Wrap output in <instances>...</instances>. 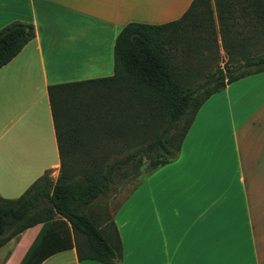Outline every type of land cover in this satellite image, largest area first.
I'll use <instances>...</instances> for the list:
<instances>
[{
    "label": "crops",
    "instance_id": "1",
    "mask_svg": "<svg viewBox=\"0 0 264 264\" xmlns=\"http://www.w3.org/2000/svg\"><path fill=\"white\" fill-rule=\"evenodd\" d=\"M191 1L0 0V29L13 22L34 29L0 68V198H18L47 171L58 175L47 87L112 75L113 44L123 26L175 21ZM57 39L73 44L65 55L70 65L82 64L76 79L47 75ZM258 75L233 83L245 87ZM231 84L221 90L220 106L205 101L174 162L159 168L157 199L142 202L141 219H114L122 246L117 264H264V87L239 90L233 105ZM39 230L31 227L2 246L8 248L0 264H19ZM40 264L101 263L79 260L69 249Z\"/></svg>",
    "mask_w": 264,
    "mask_h": 264
},
{
    "label": "trees",
    "instance_id": "2",
    "mask_svg": "<svg viewBox=\"0 0 264 264\" xmlns=\"http://www.w3.org/2000/svg\"><path fill=\"white\" fill-rule=\"evenodd\" d=\"M33 36L20 22L0 29V68ZM112 54V75L47 87L58 175L0 198V248L40 225L19 264L69 249L79 260L120 262L118 229L97 206L142 168L175 159L213 94L264 72V0H192L175 21L123 26Z\"/></svg>",
    "mask_w": 264,
    "mask_h": 264
},
{
    "label": "rangeland",
    "instance_id": "3",
    "mask_svg": "<svg viewBox=\"0 0 264 264\" xmlns=\"http://www.w3.org/2000/svg\"><path fill=\"white\" fill-rule=\"evenodd\" d=\"M39 31L41 34V37L43 39V51L47 50V45H46V39L44 31L42 30V25L39 23ZM56 50L52 52V54H48L46 58L47 62V75L49 78H51V75L60 77L61 79L64 80H69V79H76V78H71L73 77H78L80 76L78 72L81 71L82 69V64H79V62H74V65L72 66L67 62V58L65 53L69 51V45H73L67 41H63L61 39L56 40ZM46 49V50H45ZM220 52V57L219 61L220 63L225 60L224 58V53L221 51L219 48ZM61 56V57H60ZM202 74H205V72H202ZM261 75L256 76L254 83L247 81V84L245 87H241L243 83H233L231 84V89H230V96H231V102L233 105H236L237 102V94L238 91L240 90V93H247L254 91V88H259L260 86L264 87V72L260 73ZM93 75H99V74H93ZM204 77L203 75L196 77L198 80ZM261 77V78H260ZM73 82V81H69ZM246 82V81H244ZM65 83V82H63ZM257 86H253V85ZM220 93L213 94L210 97V101L206 102H213L215 100L216 105L220 106L221 105V99H220ZM204 106L206 104H203ZM202 105V106H203ZM212 105V103H211ZM223 105V102H222ZM201 106V107H202ZM179 154V153H178ZM178 156V155H177ZM175 159L171 160L169 163L174 162ZM160 168V167H159ZM159 168L147 172L145 168L141 169V175L136 179V181L132 184H124L119 186L107 199V201H104V203H100L97 207H99L100 211L99 212H105L108 214L109 218L112 217L113 221L114 219L116 220L117 223H120L123 220H129V221H139L141 219V206L142 202L145 201L147 198L152 197L155 201L157 199V194H158V186L161 184L162 180L164 179V172L161 171L159 172ZM57 176L52 172V178L54 179ZM137 182V183H136ZM136 185L134 186V184ZM134 186V187H133ZM133 187V188H132ZM102 210V211H101ZM115 223V222H114ZM116 225V224H115ZM117 227V226H116ZM119 232V231H118ZM120 232L124 235L125 229L120 230ZM8 247H5L0 251V263L2 257L6 255Z\"/></svg>",
    "mask_w": 264,
    "mask_h": 264
}]
</instances>
